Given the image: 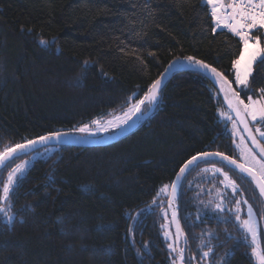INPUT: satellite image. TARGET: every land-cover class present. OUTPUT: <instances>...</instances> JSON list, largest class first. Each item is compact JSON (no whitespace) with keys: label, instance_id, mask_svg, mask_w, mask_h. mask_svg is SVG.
<instances>
[{"label":"trees","instance_id":"16d2710c","mask_svg":"<svg viewBox=\"0 0 264 264\" xmlns=\"http://www.w3.org/2000/svg\"><path fill=\"white\" fill-rule=\"evenodd\" d=\"M213 28L203 0H0V152L121 113L189 56L227 76L245 102L259 98L264 63L255 62L245 94L231 66L242 44ZM219 107L207 76L179 70L131 133L105 146H52L12 188V221L0 213V264H176L162 224L180 167L201 152L240 161ZM19 158L0 170V195ZM225 172L237 191L222 184ZM238 200L241 218L247 200L264 219L241 172L205 161L186 173L175 201L184 264H256L235 218Z\"/></svg>","mask_w":264,"mask_h":264},{"label":"snow or ice","instance_id":"6c2138e0","mask_svg":"<svg viewBox=\"0 0 264 264\" xmlns=\"http://www.w3.org/2000/svg\"><path fill=\"white\" fill-rule=\"evenodd\" d=\"M206 7L210 6V19L215 21L216 31L217 28H225L235 37H238V43L242 44L239 49V55L236 59L232 61V69L234 70V82L238 86H242V90L247 93V91H252L249 89V77L252 75L253 63L258 61L264 63V46L261 44V36H264V0H203ZM31 31V29H29ZM260 32L261 35L254 36L252 33ZM42 44L48 45V41H41ZM187 61L191 62L193 65L199 66V68L204 69L209 72L212 77L220 85V92L224 93V100L231 112H234L238 121H233V126L235 129L236 123L243 124V131L248 133V137L251 139L252 144H254L260 150V159L256 158V155L252 152V149L241 147L244 144V137L240 136L241 144L237 145L240 149L241 155L245 159V163H237L230 156H226L222 152H201L192 156L187 160L183 166L180 167L179 173L177 174V179L172 182V191L175 194L179 181L183 178L185 172L197 161L209 157L217 156L221 160L228 164L234 165L241 173H246L251 177L252 181L259 188V192L264 196V145H261L257 140L256 136L253 135L252 129L249 127V121L246 117H250L251 121L264 123V88L259 90V98L254 99L253 96H247V102L241 98V93L236 91L232 87V82H230L222 72L218 71L215 67L206 64L203 60H197L195 57L189 56L185 58ZM169 69H165L167 73ZM165 73L161 74V78L154 80L149 86L148 91L145 93L143 99L136 101L134 105L128 108L127 112L123 117L116 116L112 120H108L105 124H101L99 120H93L92 123L97 126L99 131H107L108 128H120L122 125L127 124L129 114L134 115L141 111V105L148 102H154L157 100V96L161 91L162 81ZM224 115V113H221ZM80 132H90L88 125H84L78 129ZM255 131L259 133L260 137L264 138V131L260 128H256ZM62 133L60 132H50L45 136H40L36 140H29L26 144H17L15 147H6L3 152H0V166L4 165L15 152L18 150H23L29 148L37 143H44L52 139L59 140ZM251 165V166H250ZM22 166L18 165L13 172H10L7 178V182L3 184L2 195H0V202H7L10 200V193L15 183V174L21 171ZM214 171H221V169H214ZM227 185H231L233 191H237V186L235 181H231L228 177V173H223ZM168 185L163 186L161 191H166ZM160 193L158 192L157 195ZM155 203V200L153 201ZM241 201H236V220L240 222V227L244 230V239L248 240V236H251V256L255 257L257 264H264V251L261 250L260 236L262 230L259 226V222L256 217V213L253 210L251 204H248L247 200L243 203L247 204V219L241 220L239 215L240 208L239 204ZM221 205H217L220 208ZM0 213H3L4 217L8 222H11L13 216L9 214L8 205L6 203H0ZM173 219L175 220V213H173ZM177 229L179 231V224L177 222ZM171 247V245H169ZM211 251V249H209ZM209 253L205 252L204 255L207 256Z\"/></svg>","mask_w":264,"mask_h":264},{"label":"water","instance_id":"95a60500","mask_svg":"<svg viewBox=\"0 0 264 264\" xmlns=\"http://www.w3.org/2000/svg\"><path fill=\"white\" fill-rule=\"evenodd\" d=\"M166 69H169V71L167 73H165V71L163 73H165L163 81H162V87L164 86V84L171 78V76L173 75V73H175L176 71H191V70H195L200 72L201 74L207 76L209 78V80L212 82V84L214 85V87L217 89L226 109L232 114V117L234 118V120L238 121V118L236 117L234 112H231L227 106L226 101L224 100V93L220 92V85L219 83L216 82V80L212 77V75L205 71L204 69L199 68V66L197 65H193L191 62L187 61L186 59H176L174 61H172ZM161 78V76L159 77ZM159 100V94L157 96V100L154 102H148L145 101L144 104H148L150 103V108L147 112L143 113V106L144 104L141 105V111L138 113H135L134 115L131 116V118L128 120L127 124L122 125L119 129H117L116 131H114L111 134L105 135V136H98V137H85V136H80V135H75V134H69V133H62L61 137L59 138V140L56 139H52L49 141H45L44 143H37L36 145H33L29 148H25L23 150H18L17 152H15L13 154V156L2 166H0V170L6 166L10 161H12L15 158H18L20 156H23L25 154L31 153L35 150H38L40 148L43 147H52V146H76V147H98V146H105L108 144H111L115 141H117L119 138L131 133L138 125V123L141 120H145L147 119L152 112L154 111L157 103ZM247 119V117H246ZM238 127L241 130V133L243 134L245 140L247 141L248 145L250 146V148L252 149V151L259 157L260 159V150L259 148H257L254 144H252L251 139L248 137V133L243 131V124H240L237 122ZM249 127L252 129L251 124L249 122ZM253 131V129H252ZM253 135H255L254 131H253ZM256 136V135H255ZM257 138V136H256ZM257 140L259 141V139L257 138ZM259 143L261 144V142L259 141ZM26 144V143H25ZM262 145V144H261ZM210 153H215V152H210ZM227 156V155H226ZM189 160V159H188ZM235 160V159H234ZM205 161H219L222 162L228 166H230L231 168L239 171L238 169L235 168L234 165L228 164L225 161L221 160L220 157L217 156H209L206 158H203L199 161H197L196 163H194L192 166H190V168L185 172L183 178L178 182L179 186L175 192V194H173L172 191V187L170 186V190H169V195H168V199H167V211H168V216L170 219V225L174 234V241H175V252H176V264H184V251H185V239L183 236V232L178 220V215H177V211H176V205H175V201L178 198V192H179V188L181 186L182 180L184 179L186 173L195 165L205 162ZM237 163H241L240 161L236 160ZM183 166V165H182ZM180 170V169H179ZM240 172V171H239ZM179 173V171H178ZM177 173V174H178ZM177 174L175 176L174 181L177 179ZM243 175L247 176L250 180L251 177L248 176L246 173H242ZM253 182V181H252ZM254 183V182H253ZM172 185V184H171ZM254 185L256 186V184L254 183ZM258 192H259V188L256 186ZM259 195L263 201L264 204V196H262L259 192ZM173 213H175V220L173 219ZM177 222L179 224V231L177 229ZM262 224L264 226V221L262 220Z\"/></svg>","mask_w":264,"mask_h":264},{"label":"rangeland","instance_id":"374dc122","mask_svg":"<svg viewBox=\"0 0 264 264\" xmlns=\"http://www.w3.org/2000/svg\"><path fill=\"white\" fill-rule=\"evenodd\" d=\"M263 39H264V36H263ZM261 44H262V46H264V44L262 43V40H261ZM258 60H259V58H258ZM254 64H255V62L253 63V67H254ZM249 80H250V77H249ZM240 88H242V87H240ZM254 99H257V98H254ZM135 103L136 102L131 101L130 104L121 113H118V114H116L114 116H111L107 120L101 122V124H105L108 120H112L116 116L123 117L124 114L127 112L128 108L131 107L132 105H134ZM221 113H224V115H221ZM217 114H218L219 119L225 121V123L227 125L228 131H229V133H230V135L232 137V140H233V145H234L235 149L237 150V154H238V158H239L240 162L241 163H245L246 161H245L244 157L241 155L240 149L237 148V145L241 144L240 136H243V134L241 133L240 128L238 127V125L236 123L235 129H234V126H233V121L234 120L231 118L232 114L227 109L219 107L218 110H217ZM131 116L132 115L129 114L128 120L131 118ZM247 119L250 122V124L252 125L253 131H254L255 135L257 136V138L260 141H264V138L260 137L259 133H257L255 131L256 128H260L261 131H264V127L259 126V123H260L259 121L253 122V121H251L250 117H247ZM82 126H84V125H82ZM82 126H79V127L75 128L73 130V132H70L69 134H75V135H80V136H85V137H98V136H105V135L111 134L114 131H116L117 129H119V128H108L107 131H99V129L97 128L96 125H92V126L88 125V127L90 129V132H83L82 133V132H80L78 130ZM245 146L247 148H250V146L248 145L247 141L244 138V144L241 145V147H245ZM53 150H54V147H51V146L50 147H43V148L35 150V151L31 152V153L23 155L22 158H19L16 161L15 165L8 172L6 180H5V183L7 182V178H8L9 173L13 172V170L16 169L18 165L22 166V168H21L20 172L15 174V183H16L18 178H20L21 176H23L26 173L28 168L32 165V163L35 160H37L39 158L47 157L48 155H50L53 152ZM256 158L259 159V157L257 155H256ZM221 176H222V184L225 187L229 186V185H227V182H224L225 181L224 175L221 174ZM15 183H14V185H15ZM14 185H13V187H14ZM2 188H3V186H2ZM1 195H2V193H1ZM0 203H6L8 205L9 214L12 215L11 212H10V205H9L8 201L7 202H0ZM243 214H244V217H242L241 220L247 219V205H245V209H244V213ZM2 215H3V213H2ZM256 217H257V220L259 222L260 228L262 230H264V226L262 224V220L264 221V219H260L257 215H256ZM2 220L6 224L10 223V222L7 221V219L4 217V215H3ZM162 229H163V236H164L165 240L167 241V247H168V249H169V251L171 253V257L173 256L174 259H175V262H176L175 241H174V234H173V231H172V228H171V225H170V219H169V221L167 219L164 220V222L162 224ZM243 232H244V230H243ZM262 234L264 235V231H262L261 236H260L261 250L264 251V248H263V235ZM244 235H245V233H244ZM247 241H248V244L250 245L251 244V236L250 235L248 236V240ZM169 245H171V247H169ZM253 258L255 259V257H253ZM255 262H256V260H255ZM256 264H257V262H256Z\"/></svg>","mask_w":264,"mask_h":264},{"label":"crops","instance_id":"0c3cea01","mask_svg":"<svg viewBox=\"0 0 264 264\" xmlns=\"http://www.w3.org/2000/svg\"><path fill=\"white\" fill-rule=\"evenodd\" d=\"M214 24H215V21H214ZM215 28H216V24H215ZM217 30H226V31H228L227 29H225V28H223V27H221V28H217ZM229 32V31H228ZM238 88H240V87H242V86H238V85H236Z\"/></svg>","mask_w":264,"mask_h":264},{"label":"built area","instance_id":"2783aa9c","mask_svg":"<svg viewBox=\"0 0 264 264\" xmlns=\"http://www.w3.org/2000/svg\"><path fill=\"white\" fill-rule=\"evenodd\" d=\"M226 2H227V0H226ZM261 31H264V30H261ZM253 32H255V31H253Z\"/></svg>","mask_w":264,"mask_h":264}]
</instances>
